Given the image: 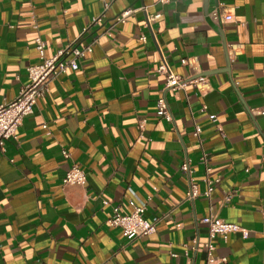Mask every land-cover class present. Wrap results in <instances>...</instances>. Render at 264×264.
<instances>
[{
  "label": "crops",
  "instance_id": "obj_1",
  "mask_svg": "<svg viewBox=\"0 0 264 264\" xmlns=\"http://www.w3.org/2000/svg\"><path fill=\"white\" fill-rule=\"evenodd\" d=\"M219 3L232 22L211 21ZM127 8L142 10L117 24ZM96 34L0 150V264H207L208 215L247 234L216 236L212 255L225 262L215 264H264V0H114L104 13L99 0H0V104L27 83L36 37L50 58ZM163 56L173 73L210 87L167 91L171 122L156 114ZM190 58L193 68L181 65ZM205 151L213 192L188 201L190 181L205 190ZM74 165L86 186L63 185ZM140 204L156 230L130 242L107 221Z\"/></svg>",
  "mask_w": 264,
  "mask_h": 264
},
{
  "label": "built area",
  "instance_id": "obj_2",
  "mask_svg": "<svg viewBox=\"0 0 264 264\" xmlns=\"http://www.w3.org/2000/svg\"><path fill=\"white\" fill-rule=\"evenodd\" d=\"M103 6V13L107 11L114 0H99ZM171 0H159L160 4L169 3ZM142 8H127L123 11L115 20L117 24L124 23L126 19L135 12L141 11ZM210 19L214 23L220 25L232 22V14L226 10L225 6L221 3L217 4L214 10L210 13ZM162 17L160 12L154 13L148 17L149 23L160 20ZM101 16L93 18L89 26H96L99 24ZM87 28L83 29V33L87 32ZM103 34H96L93 36L92 41L85 46L77 47L73 43L65 45L62 49L56 52L55 55L48 58L45 54V43L40 37H36L34 40L35 49L38 55V62L30 66L27 70V83L21 88L17 97L10 102L0 104V150L3 149L4 143L9 139H16L17 129L22 124L23 120L32 114L33 107L36 102L43 98L49 91V85L58 76L64 75L69 71H76L79 68V62L86 55L90 54L94 45ZM140 41L144 42L145 38L140 37ZM231 50L236 53L235 46L230 47ZM182 66H188L193 68L197 62L195 58L182 59ZM156 74L164 78V86L162 89V95L156 101V114L158 117L166 122H171L172 117L169 113L165 93L167 91H182L188 87H191L199 94L203 95L209 90V83L204 76H180L173 73L168 65L167 57L163 56L162 61L155 71ZM200 113H206L207 108L201 106ZM264 115V110L259 112ZM210 122L213 124L216 133H222L220 126L218 125L215 115L210 114L208 116ZM140 128H142L140 126ZM46 129V125L43 126ZM201 128L194 125V137L197 138L201 144ZM210 161L209 154L205 151L202 152L199 158V164L205 168V177L203 183L205 190L199 192L197 186L189 182V188L186 193V200L193 201L198 197H204L209 199L213 192L214 182L208 177ZM181 173L189 175V167L187 163L181 166ZM63 185H78L86 186V175L77 165L72 166L67 172L62 181ZM146 206L140 204L134 206L131 213L122 215L118 212L117 208L113 209L111 217L108 219L107 224L110 228L118 229L122 236L132 242L140 238L148 237L152 235L156 230L155 222H149L145 219ZM201 222L207 226L208 240L204 245L205 253L207 257V264H215L217 262H225V259H216L213 257L212 252L214 250L212 241L216 236H223L230 233L240 232L243 237H246V232L241 230L237 225L226 223L219 218L208 215L201 219Z\"/></svg>",
  "mask_w": 264,
  "mask_h": 264
}]
</instances>
